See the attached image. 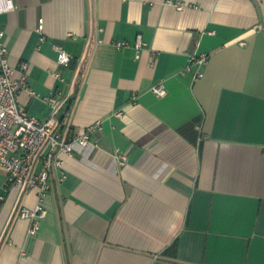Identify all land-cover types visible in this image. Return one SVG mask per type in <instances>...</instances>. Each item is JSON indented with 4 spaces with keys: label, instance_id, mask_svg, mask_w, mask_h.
Wrapping results in <instances>:
<instances>
[{
    "label": "crops",
    "instance_id": "0c3cea01",
    "mask_svg": "<svg viewBox=\"0 0 264 264\" xmlns=\"http://www.w3.org/2000/svg\"><path fill=\"white\" fill-rule=\"evenodd\" d=\"M14 3L1 27L37 93L20 101L46 120L44 97L64 99L75 133L103 124L99 148L52 174L38 234L20 214L38 190L8 185L0 165V264H264V0ZM202 52L193 81L183 71Z\"/></svg>",
    "mask_w": 264,
    "mask_h": 264
},
{
    "label": "built area",
    "instance_id": "2783aa9c",
    "mask_svg": "<svg viewBox=\"0 0 264 264\" xmlns=\"http://www.w3.org/2000/svg\"><path fill=\"white\" fill-rule=\"evenodd\" d=\"M177 5L183 6L181 3ZM14 9V0H0V16ZM1 25L0 20V165L7 172L8 185L19 187L22 193L33 188L38 190V204L33 208L24 206L20 213L31 221L29 233L35 235L40 231L42 220L48 213L43 200L51 188L52 174L64 166L66 155L100 147L94 134L102 128L103 121L98 120L81 132H73L69 123V110L63 118L58 117L64 99L56 95L44 97L53 107V113L48 119L42 120L31 114L20 101L23 93L37 95L28 81V64L23 62L19 68L12 64L5 41L6 31ZM44 29L45 20L40 19L37 31L41 41L46 38ZM143 44L142 36L139 35L137 48L140 49ZM125 45H128L127 41L118 42L119 47ZM54 48L58 53V62L69 66L73 54L59 44H54ZM209 59L210 55L206 52L193 53L183 73H192L193 81H198L204 77V68ZM54 75L64 80L60 71H55ZM153 91L160 96L168 93L163 84L154 86ZM119 157L121 163L127 161V155L119 153ZM65 178L63 172L62 180Z\"/></svg>",
    "mask_w": 264,
    "mask_h": 264
},
{
    "label": "trees",
    "instance_id": "16d2710c",
    "mask_svg": "<svg viewBox=\"0 0 264 264\" xmlns=\"http://www.w3.org/2000/svg\"><path fill=\"white\" fill-rule=\"evenodd\" d=\"M166 253H169V249L166 251Z\"/></svg>",
    "mask_w": 264,
    "mask_h": 264
}]
</instances>
